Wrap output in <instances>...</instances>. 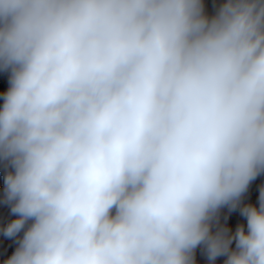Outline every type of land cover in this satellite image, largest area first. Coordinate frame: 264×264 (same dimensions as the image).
Returning <instances> with one entry per match:
<instances>
[{"label": "clouds", "instance_id": "obj_1", "mask_svg": "<svg viewBox=\"0 0 264 264\" xmlns=\"http://www.w3.org/2000/svg\"><path fill=\"white\" fill-rule=\"evenodd\" d=\"M0 77L3 264H264V0H0Z\"/></svg>", "mask_w": 264, "mask_h": 264}, {"label": "rangeland", "instance_id": "obj_2", "mask_svg": "<svg viewBox=\"0 0 264 264\" xmlns=\"http://www.w3.org/2000/svg\"><path fill=\"white\" fill-rule=\"evenodd\" d=\"M219 2H220V0H216V4H218ZM4 174H5V169H4L3 165H0V196H2V192H3ZM261 182L264 183V180L261 179ZM255 193L260 195L259 191H257L255 188L254 189L252 188L248 192H246L244 194V196L246 194L254 196ZM243 203H246L244 201V197H243ZM256 203L258 204V202H256ZM1 212H9L8 207L6 205H4L2 202H0V213ZM219 223L223 226L230 228L234 232L236 226L239 224H246V220L244 217H242L240 215L239 209L232 210L228 207H225L220 211ZM14 248H15V242L8 243L5 247L0 249V255L4 259H6L11 254V252L14 250ZM224 259H225V257H219L216 260L215 264H223ZM218 261H221V263H218ZM196 264H209V261L207 259V255L202 249H197V251H196Z\"/></svg>", "mask_w": 264, "mask_h": 264}, {"label": "crops", "instance_id": "obj_3", "mask_svg": "<svg viewBox=\"0 0 264 264\" xmlns=\"http://www.w3.org/2000/svg\"><path fill=\"white\" fill-rule=\"evenodd\" d=\"M261 179L264 180V174H261L260 176H258L254 181L251 182V184L249 185V188L247 190V192L250 190V189H256L257 191L260 192V189L261 187H264V183L261 182ZM259 194L255 193V195H249V194H246L244 196V201L246 202L245 204L247 203H251V204H257L256 202H258V196ZM250 200V201H249Z\"/></svg>", "mask_w": 264, "mask_h": 264}, {"label": "built area", "instance_id": "obj_4", "mask_svg": "<svg viewBox=\"0 0 264 264\" xmlns=\"http://www.w3.org/2000/svg\"><path fill=\"white\" fill-rule=\"evenodd\" d=\"M206 3L209 5V8H214L216 5V0H206ZM2 78V77H0ZM4 87L6 88V80H5V84ZM3 89H0V91H2ZM218 263H221V261H218Z\"/></svg>", "mask_w": 264, "mask_h": 264}, {"label": "water", "instance_id": "obj_5", "mask_svg": "<svg viewBox=\"0 0 264 264\" xmlns=\"http://www.w3.org/2000/svg\"><path fill=\"white\" fill-rule=\"evenodd\" d=\"M5 259L0 255V264H3V261H4Z\"/></svg>", "mask_w": 264, "mask_h": 264}, {"label": "bare ground", "instance_id": "obj_6", "mask_svg": "<svg viewBox=\"0 0 264 264\" xmlns=\"http://www.w3.org/2000/svg\"><path fill=\"white\" fill-rule=\"evenodd\" d=\"M1 213H4V212H1Z\"/></svg>", "mask_w": 264, "mask_h": 264}]
</instances>
